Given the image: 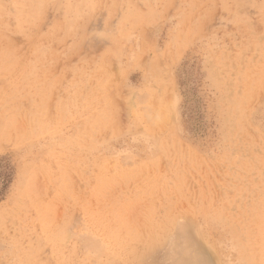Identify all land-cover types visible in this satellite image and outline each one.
<instances>
[{"label":"rangeland","instance_id":"1","mask_svg":"<svg viewBox=\"0 0 264 264\" xmlns=\"http://www.w3.org/2000/svg\"><path fill=\"white\" fill-rule=\"evenodd\" d=\"M263 234L264 0H0V264H264Z\"/></svg>","mask_w":264,"mask_h":264},{"label":"bare ground","instance_id":"2","mask_svg":"<svg viewBox=\"0 0 264 264\" xmlns=\"http://www.w3.org/2000/svg\"><path fill=\"white\" fill-rule=\"evenodd\" d=\"M33 3H34V2H33ZM19 12H20V11H19ZM56 33H57V32H56ZM7 52H8V51H7ZM8 54H9V53H8ZM7 57H8V56H7ZM4 58H5V57H3V59H4ZM241 68H242V67H241ZM239 71H240V70H239ZM240 75H241V74H240ZM241 78H243V77H241ZM235 83H237V81H236ZM238 84H239V83H238ZM238 84H237V85H238ZM234 86H235V85H234ZM238 87H239V86H238ZM237 89H238V88H237ZM240 91H241V90H240ZM238 93H240V92H238ZM238 93H236V94H238ZM237 96H238V95H237ZM244 98H245V97H244ZM244 101H245V100H244ZM168 219H169V218H168ZM171 219H172V217L170 218V221H171ZM250 219H251V218H250ZM159 220H160V219H159ZM150 221H151V220H150ZM160 221H163V219L160 220ZM166 221H167V220H166ZM250 221H251V220H250ZM151 222H154V221L152 220ZM176 222H177V221H176ZM251 222H252V221H251ZM159 223H160V222H159ZM247 223H248V222H247ZM145 224H146V223H145ZM148 224H149V223H148ZM151 224H152V223H151ZM154 224H156V222H155ZM154 224H153V225H154ZM149 225H150V224H149ZM174 225H175V224H174ZM190 225H191V223H190ZM252 225H253V224H251V226H252ZM145 226H146V225H145ZM168 226H169V225H168ZM253 226H254V225H253ZM253 226H252V227H253ZM150 227H151V225H150ZM161 227H162V226H161ZM179 227H180V226H179ZM259 227H260V226H259ZM154 228H155V227H154ZM175 228H176V227H175ZM145 229H146V228H145ZM148 229H149V227H148ZM152 229H153V228H152ZM176 229H177V228H176ZM255 229H256V228H255ZM252 230H253V229H252ZM141 231H142V230H141ZM141 231H140V232H141ZM150 231H151V229H150ZM150 231H149V232H150ZM157 232H158V231H157ZM136 233H137V232H136ZM142 233H144V231H142ZM145 233H148V231L145 232ZM172 233H173V232H172ZM134 234H135V232H134ZM153 234H154V233H153ZM153 234H152V235H153ZM173 234H174V233H173ZM175 234H176V233H175ZM249 234H250V232H249ZM137 235H138V234H137ZM137 235H136V236H137ZM140 235H141V234H140ZM148 235H149V234H148ZM148 235H147V236H148ZM176 235H177V234H176ZM261 235H262V234H261ZM263 235H264V234H263ZM130 236H131V235H130ZM143 236H144V234H143ZM143 236H142V238H143ZM147 236H146V238H148ZM131 237H132V236H131ZM131 237H130V238H131ZM139 238H140V237H139ZM142 238H141V239H142ZM153 238H155V237H153ZM255 238H256V237H255ZM131 239H132V238H131ZM248 239H249V238H248ZM257 239H258V237H257ZM132 240H133V239H132ZM132 240H131V241H132ZM137 240H138V239H137ZM181 240H182V239H181ZM259 240H260V239H258V241H259ZM97 241H98V240H97ZM134 241H135V238H134ZM258 241H257V243H258ZM97 243H98V242H97ZM99 243H100V242H99ZM248 243L250 244L249 241H248ZM248 243H247V244H248ZM255 243H256V242H255ZM194 245H195V243H194ZM250 245H252V244H250ZM92 246H93V245H92ZM97 246H98V245H97ZM195 246H196V245H195ZM176 247H177V246H176ZM182 247H183V246H182ZM250 247L253 248L252 246H250ZM255 247H257V246H254V249H255ZM183 248H185V247H183ZM192 248H194V247H192ZM94 249H95V248H94ZM181 249H182V248H181ZM181 249H180V250H181ZM198 249H199V248H198ZM257 249H259V247H257ZM182 250H184V249H182ZM195 250H196V249H195ZM251 250H253V249H251ZM176 251H177V250H175V252H176ZM178 251H179V250H178ZM187 251H188V250H187ZM192 251H193V250H192ZM192 251H191V252L188 251V252L192 253ZM95 252L97 253V251H95ZM98 252H100V251L98 250ZM183 252H184V251H183ZM196 252H197V250H196ZM196 252H194V253H196ZM253 252H254V251H253ZM184 253H185V252H184ZM177 254H178V253H177ZM199 254H200V253H199ZM257 254H258V253H257ZM259 254H260V252H259ZM94 255H95V254H94ZM191 255H192V254H191ZM197 255H198V254H197ZM197 255L195 254L194 256L197 257ZM200 255H201V254H200ZM185 256H186V255H185ZM180 257H181V256H180ZM202 257H203V256H202ZM250 257H251V256H250ZM190 258H192V257H190ZM200 258H201V256H200ZM256 258H258V257H256ZM91 259H92V258H91ZM254 259H255V258H254ZM109 260H110V259H109ZM188 260H189V259H188ZM197 260H198V259H197ZM200 260H201V259H200ZM200 260H199V262H200ZM190 261H191V260H190ZM202 261H203V260H202ZM254 261H255V260H254ZM196 262H197V261H196ZM177 263H178V262H177ZM245 263H246V262H245ZM196 264H197V263H196ZM259 264H260V263H259Z\"/></svg>","mask_w":264,"mask_h":264}]
</instances>
